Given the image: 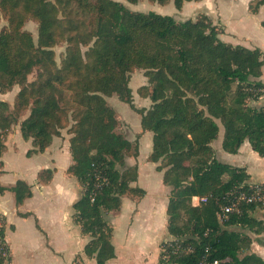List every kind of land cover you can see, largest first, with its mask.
I'll list each match as a JSON object with an SVG mask.
<instances>
[{"label": "trees", "instance_id": "1", "mask_svg": "<svg viewBox=\"0 0 264 264\" xmlns=\"http://www.w3.org/2000/svg\"><path fill=\"white\" fill-rule=\"evenodd\" d=\"M135 5L143 0H124ZM165 5L169 0H149ZM173 0L179 11L185 2ZM264 5L258 0L249 11ZM264 14V12H263ZM0 95L17 87L12 104L0 101V155L5 139L19 127L32 150L43 153L67 125L71 165L67 172L79 187L72 221L90 240L84 254L96 264L115 258L107 218L118 213L123 198L142 199L133 185L139 146L117 132L115 110L104 97L115 95L140 116L141 132L152 133L147 160L157 164L162 184L170 188L166 206L168 239L160 244L158 264H264L246 254L249 239L233 228L254 225L242 206L239 215L220 221L219 208L231 195L246 192L247 175L215 159L211 144L223 129L221 148L236 154L248 141L264 157L262 52L223 43L220 29L200 16L176 21L171 16L128 10L114 0H0ZM37 24V41L23 29ZM264 28V21L261 22ZM66 43L58 68L52 48ZM92 43V46L88 47ZM82 47L87 48L81 52ZM143 70L147 85L137 94L149 99L148 109H135L129 75ZM36 71L32 81L28 76ZM51 171L39 179L48 181ZM17 205L31 197L18 181L9 189ZM6 189L0 186V196ZM193 197L206 202L192 207ZM0 264L8 260L4 220L0 216Z\"/></svg>", "mask_w": 264, "mask_h": 264}, {"label": "crops", "instance_id": "2", "mask_svg": "<svg viewBox=\"0 0 264 264\" xmlns=\"http://www.w3.org/2000/svg\"><path fill=\"white\" fill-rule=\"evenodd\" d=\"M251 1L200 0L199 2H185L181 9L177 11L173 0H169L165 5L143 0L132 5V7L143 2V4H148L150 8L141 13L153 12L161 16H171L176 21L194 20L200 16L207 17L212 25L220 28L218 37L223 43L244 47L249 50L259 49L262 52L261 80L264 83V28L261 26V22L264 21V5L259 8L257 13L253 14L249 11V3ZM129 5L131 6V4ZM130 11L140 12L133 9ZM254 105L264 107V99H260ZM12 133L5 139V151L0 155V186L6 189L0 196V216L4 220V242L8 249L7 261L10 263L13 256L11 247L6 239L7 231H10L18 241H26V237L18 233L20 228L13 223L14 219L12 217L9 218L11 213L3 206L4 196L9 192L13 194L14 199L15 210L12 211V216L19 220L34 218L35 230L32 231L33 238L27 239V244L23 249L26 258L24 257L22 264H96L93 258L84 254V247L89 242L90 237L82 235L79 226L71 218L72 206L80 197V187L76 179L67 172L71 165L69 154L70 136L66 135V139L63 140L62 137L64 135L60 132L59 136L52 139L50 146L43 153H33L28 156L27 152L33 149L31 146L25 151V157L31 158L40 155L44 157L45 162H48L50 167L42 168L46 165L38 164L34 171L30 173L25 170L20 173L19 177L8 163V155L17 151L16 146L20 143L22 137L19 127L13 130ZM141 136L140 139L143 138L141 140H144V145H148L147 154L149 156L152 146V133L144 132ZM222 136L223 129L220 128L217 140L211 144L215 159L232 168L242 169L247 175V185L264 184V157H260L255 153L248 141H245L240 146L236 154H228L221 148ZM13 137L15 139L14 142V139L12 140ZM24 142H27V145H31L30 141ZM138 146L140 148L141 143H138ZM156 167L157 164L154 163L149 165V178L151 173H154L152 177L156 179V184L159 187L158 192L162 197L159 200H155L148 210H145V207L143 208L145 226L143 227L142 243H136L137 237H134L133 228L128 232L129 234L124 231L120 233L117 232L114 225H111L113 230L111 244L114 248L115 258L105 264H158L159 246L164 240L168 239L166 232V206L170 188L162 184V173L157 172ZM44 170L52 172L48 181L39 179V174ZM10 175L13 177L14 180L12 179V181L14 183L8 186L1 185V182L10 178ZM18 181L28 185L31 192V197L25 199L19 205L15 202L14 193L9 190ZM137 182L134 183L135 186ZM166 189H168V192L164 195V190ZM47 191L48 193L46 194ZM163 196L165 201H163ZM146 197L147 192L145 191L143 200ZM39 203L41 204L38 208L36 206ZM47 210H49L50 214L47 218H51V216L52 218L46 222L48 223V230H44L41 223V214L46 213ZM249 216L255 220L256 223L254 225H243L233 229L249 239L250 244L246 254H254L264 261V208H254L249 213ZM148 230L155 231L156 234L153 238H150L151 235ZM159 238H162L161 241H159Z\"/></svg>", "mask_w": 264, "mask_h": 264}, {"label": "rangeland", "instance_id": "3", "mask_svg": "<svg viewBox=\"0 0 264 264\" xmlns=\"http://www.w3.org/2000/svg\"><path fill=\"white\" fill-rule=\"evenodd\" d=\"M114 1L121 3L123 6H125L129 10L133 9V10L143 12L150 8L148 4H143V2L132 7V5L130 6L124 0H114ZM256 2H258V0H252L249 3V5L254 6ZM5 25H6V21L4 20V18H1L0 19V29ZM215 27L220 29L217 26ZM23 29L31 34L33 41L36 43L37 24L32 21H27L24 24ZM90 46H92V43L88 47ZM66 47H67L66 43H60L54 48H52V51L54 52V61L58 68H60L61 62L64 59V56L66 53ZM86 49L87 48L82 47L81 52L82 53L85 52ZM35 76H36V71H34L33 74H31L30 76H28V81H32L35 78ZM129 77L130 78L128 80V86L131 90L132 102H133L134 108L138 110L148 109L152 105L149 99H143L137 94V90L139 88L147 85V79L143 76V70H135L132 74L129 75ZM17 91H18V88L15 87L11 91V93H9L8 95L0 96V100H4L12 104L13 97H14L13 94H16ZM104 99L107 102V104L115 110L116 117L119 121V127H118L117 132L133 144H137V142L141 143V147L139 148L138 157L136 158L127 157L125 159V163H126V167H130L134 165L137 166V169H138L137 181L138 182L136 183V186H138L139 188L147 192V197L145 198V200H143V198L140 200L132 199V198L131 199L123 198L122 207H121L122 211H119L118 213L110 214L107 220L109 221L110 225L112 226L114 225L117 232H120V233L122 231H124L125 233H128L131 230V228H133L132 230L134 232V237H137L136 243L138 242L139 244H141L143 241V227L145 226L143 222V208L145 207V210H148L150 208V205L154 203L155 200H159L162 197V195L158 192L159 187H158V184H156V179L152 177V174L154 175V173H151V177L149 178V173H150L149 165L151 163L147 162L148 161L147 160L148 145H144V140H141L143 138L140 139V137H142L141 134H143L140 128V116L134 110H132L128 104L120 102L115 95H112L110 97H104ZM72 118H73V115L71 114V111L67 112V125L65 129L61 131V133L64 135L62 137L63 140L66 139V135L70 136L71 138V135H69L67 132L68 130L71 129V127L74 124ZM16 129L17 127H14L13 130H16ZM13 139L14 137L12 138V140ZM20 140H21L20 143L16 146L17 151L13 154L8 155L9 156L8 163L10 164L11 167H13L14 172H16L19 175V177H20V173H22L25 170H28L30 173L34 171V168H36L38 164H42L43 166L46 165L42 168L50 167L48 162H45L44 157L40 155H36L31 158H26L25 151L31 148V145L30 144L27 145V142H24L22 139ZM14 141L15 139L13 140V142ZM12 179L13 177L10 175V178H8L7 181L5 180L1 182V185H5V186L12 185L14 183ZM167 192H168V189L164 190V195H166ZM47 193L48 191L46 192V194ZM4 198L5 199L3 201V206L5 207V209L9 210V212L11 213L9 218L12 217L14 219L13 223L17 227L20 228L18 229V233L26 237V241L20 242L15 238V236L10 231H7L6 239L8 240V244L11 247L13 256L11 257L10 263L7 261L5 264H22V262L24 261V257L26 258L25 253L23 252V249L27 244L26 243L27 239L33 238L32 231L35 230L34 218H27L24 220H19L16 217L12 216V211L15 210L13 194L7 192ZM163 201H165L164 196H163ZM40 204L41 203H39L38 206L36 207L39 208ZM159 209H160V206H159ZM49 215H50L49 210H47L46 213L41 214L42 216L41 223H42V228L44 230H48V225H47L48 223L46 222L47 220L49 219L51 220L52 218V216L51 218H47ZM148 231L151 235L150 238H153L154 235L156 234L155 231L154 232H152L151 230H148ZM161 239L162 238H159V241H161Z\"/></svg>", "mask_w": 264, "mask_h": 264}, {"label": "built area", "instance_id": "4", "mask_svg": "<svg viewBox=\"0 0 264 264\" xmlns=\"http://www.w3.org/2000/svg\"><path fill=\"white\" fill-rule=\"evenodd\" d=\"M231 199L226 205L220 206L218 219L225 221L231 215H239L242 206H254L255 208H264V184H249L246 192L231 195ZM206 198L193 197L191 200L192 207H198L205 203ZM1 227V222H0ZM213 264H217L213 262Z\"/></svg>", "mask_w": 264, "mask_h": 264}]
</instances>
